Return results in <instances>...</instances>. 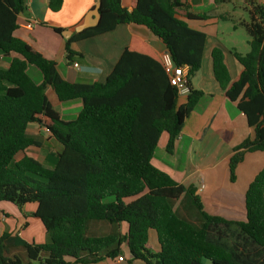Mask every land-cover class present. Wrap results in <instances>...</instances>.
Segmentation results:
<instances>
[{"label": "trees", "instance_id": "obj_1", "mask_svg": "<svg viewBox=\"0 0 264 264\" xmlns=\"http://www.w3.org/2000/svg\"><path fill=\"white\" fill-rule=\"evenodd\" d=\"M46 1L55 13L64 0ZM98 2V24L64 40L66 63L82 58L73 49L76 42L119 25L142 26L161 41L173 66L186 68V101L178 104L160 56L135 37L104 82L63 80L55 62L14 36L25 14L23 1L0 0V63L12 56L7 68L0 65V203L19 209L35 204L29 218L46 233L43 244L2 234L0 264H93L118 257L127 264H264V171L245 191V221L230 222L206 214L193 187L179 185L151 163L162 134L165 152H173L185 118L203 96L189 79L201 68L206 36L188 22L208 16L191 13L178 0H130L132 11L122 0ZM247 13L248 21L239 25L249 37V51L232 52L241 67L237 77L230 78L220 48L210 53L215 81L253 133L233 149L230 181L246 153L264 151V5L250 1ZM138 42L151 56L136 51ZM28 66L39 71V84ZM47 88L60 103L80 100L74 120L60 118ZM32 124L60 146L52 168L25 154L41 146L26 133ZM99 223L110 232L91 234ZM150 231L156 234V252L147 246Z\"/></svg>", "mask_w": 264, "mask_h": 264}, {"label": "crops", "instance_id": "obj_2", "mask_svg": "<svg viewBox=\"0 0 264 264\" xmlns=\"http://www.w3.org/2000/svg\"><path fill=\"white\" fill-rule=\"evenodd\" d=\"M178 1L187 5L188 10L193 14L208 16L207 20L188 22L192 29L202 32L206 36L201 68L189 79L190 87L201 91L203 96L189 116L185 118L180 135L175 141L173 152L171 154L165 152L167 135L162 134L151 163L167 173L179 185L186 188L193 187L206 214L230 222H243L245 221L244 194L255 176L264 171V151L246 153L243 161L236 167L234 180L230 181L228 162L233 154V149L246 138H251L253 133L252 129L248 127L244 115L237 110L236 104L224 97L212 73L210 53L216 47L223 52L224 64L232 80L237 77L241 69L232 55V52L236 51L222 46L217 36L219 20H229V16L227 13L216 14L215 11L221 4L227 3L229 0H225L223 3H214L213 0ZM247 1H256L264 5V0H243L246 11ZM97 3L98 0H64L61 9L53 13L49 11L46 0H32L29 11L20 15L18 29L14 32V36L29 44L46 59L55 62L58 74L63 80L70 83L104 82L125 48L130 45L133 37L142 41L159 56L165 53L161 41L144 27L119 25L109 33L76 42L73 49L82 55L81 62L75 61L73 64H67L64 40L75 33L74 29L83 22ZM122 6L128 11H132L130 0H122ZM211 6L215 8L212 11L214 14H210V11H202ZM32 20L36 22V25L31 30H27L25 24ZM52 28L62 29L61 35L56 34ZM67 32H70L71 35L64 37ZM136 44L140 48L136 51L149 55L141 43ZM10 58L12 56L2 59L1 67L7 68ZM63 64H65V69L61 70L60 67ZM74 64H77L78 68H74ZM41 80L42 78L38 77L33 81L39 84ZM48 93L51 94L50 99L59 105L60 110L51 104ZM46 96L64 121L74 120L81 109L80 100L65 102V106L62 105L63 103L57 101L50 88L46 89ZM185 101L186 96L179 97L178 104L181 105ZM65 117L72 118L66 120ZM32 125V127H28L26 133L36 141V138L29 133L34 131L36 135H42L45 129L36 124ZM35 208V204H27L19 209L9 203H0V236L8 233L27 243H45L46 233L41 223L29 218ZM90 230L91 234H108L111 227L99 223L93 224ZM119 230L121 235L125 234V225L122 224ZM149 242L151 244L148 248L154 252L158 251L159 247L154 231L149 232L148 244ZM122 251L123 257L126 260L129 259L130 256L125 246L122 247ZM93 264L127 263L126 261L119 263L115 258L104 259ZM132 264L143 263L134 262Z\"/></svg>", "mask_w": 264, "mask_h": 264}, {"label": "rangeland", "instance_id": "obj_3", "mask_svg": "<svg viewBox=\"0 0 264 264\" xmlns=\"http://www.w3.org/2000/svg\"><path fill=\"white\" fill-rule=\"evenodd\" d=\"M249 1H247L248 4ZM205 7V6H204ZM246 5L244 4L243 0H229L227 3L225 2L224 4H221L217 11L216 14H226L229 16V20H219L218 22V39L221 43L222 46L225 48L231 50H235L239 54H246L249 51V46H248V40L249 37L247 33L245 32L244 28L239 25V22L241 21H248V13L245 10ZM215 8L214 6L211 7H206L202 11L209 12L210 14L212 11H214ZM236 27L235 29L233 27ZM76 61H80V58H77ZM60 69H65V64L61 65ZM28 74L33 80H36L38 77H41L39 71L33 67V66H28ZM49 95V101L51 104L54 106V108L60 110V107L57 103L53 102L50 99V93ZM66 103H63L62 105L65 106ZM61 105V104H60ZM66 120H71L72 117H65ZM33 125H30L29 127H32ZM44 134L42 135H36L34 131H31L29 135H32L33 137L36 138V142L40 143V147H31L28 148L25 152L26 155H29L38 162H41V164L47 168H52L53 164L55 162V157L54 155L59 153L60 151V146L57 144L50 136L49 133L45 130L43 132ZM158 150V149H157ZM22 154L17 156L16 159L21 158ZM38 225L39 222H38ZM151 242L147 245L148 247L150 246Z\"/></svg>", "mask_w": 264, "mask_h": 264}, {"label": "built area", "instance_id": "obj_4", "mask_svg": "<svg viewBox=\"0 0 264 264\" xmlns=\"http://www.w3.org/2000/svg\"><path fill=\"white\" fill-rule=\"evenodd\" d=\"M22 1L25 12H28L32 0ZM35 25L36 22L32 20L25 24V28L27 30H31ZM160 59L166 70L170 85L176 88L179 97L186 96L188 94L187 70L185 71L186 68L173 66L171 59L167 53L161 54ZM73 67L78 68L77 64H74ZM117 262L123 263L124 260L121 257H118Z\"/></svg>", "mask_w": 264, "mask_h": 264}, {"label": "water", "instance_id": "obj_5", "mask_svg": "<svg viewBox=\"0 0 264 264\" xmlns=\"http://www.w3.org/2000/svg\"><path fill=\"white\" fill-rule=\"evenodd\" d=\"M99 8H100V3L98 2L95 5V7L92 10L89 11V13L84 18L83 22L74 29V32L75 33H79V32L83 31L86 28H90V27L96 26L98 24L99 20H100ZM70 35H71V33L67 32L66 36H64V37H68Z\"/></svg>", "mask_w": 264, "mask_h": 264}]
</instances>
